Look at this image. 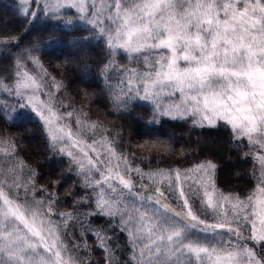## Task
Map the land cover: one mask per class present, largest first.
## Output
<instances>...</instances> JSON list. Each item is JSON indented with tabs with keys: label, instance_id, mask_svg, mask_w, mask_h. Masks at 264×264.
<instances>
[{
	"label": "snow or ice",
	"instance_id": "snow-or-ice-1",
	"mask_svg": "<svg viewBox=\"0 0 264 264\" xmlns=\"http://www.w3.org/2000/svg\"><path fill=\"white\" fill-rule=\"evenodd\" d=\"M17 3L26 20L37 17V0ZM39 7L57 14L62 8L75 10L90 26L91 34L83 40L108 49L101 77L109 72L125 77L119 92L108 88L116 92L112 101L117 109L133 98L152 101L153 122L167 116L190 119L201 129L223 124L238 141L258 149L262 179L256 192L244 199L216 188L211 161L184 171H145L123 151L117 152L100 125L82 123L72 111H57L51 92L44 93L46 101H34L45 84L16 58L14 67L22 70L11 73V94L25 101L20 107L31 104L38 109L49 128L51 148L70 158L81 183L95 193L85 218L96 217L109 227L115 223L128 233L136 264H264V0H57L54 7L44 0ZM66 23L71 25L72 18ZM8 43L0 40V45ZM118 54L134 66L118 63ZM28 57L37 62L31 51ZM162 97L178 102L166 105ZM70 120L77 125L75 132ZM3 144L0 264H84L64 240V233L76 227V218L55 210V191L36 184L37 173L17 159L10 139L0 140ZM58 183L53 178L52 189ZM68 195L77 201L75 193ZM170 197L178 198L177 207ZM78 223L95 230L102 246L107 245L106 229L99 224L93 229L84 220ZM105 264H113L112 259Z\"/></svg>",
	"mask_w": 264,
	"mask_h": 264
},
{
	"label": "trees",
	"instance_id": "trees-1",
	"mask_svg": "<svg viewBox=\"0 0 264 264\" xmlns=\"http://www.w3.org/2000/svg\"><path fill=\"white\" fill-rule=\"evenodd\" d=\"M43 1L37 0L38 7L34 9L37 17L26 20L17 11L20 7L17 0H0V40L9 42L0 45V80L3 81L0 140H11L17 159L26 169L37 173L38 186L55 191L58 197L55 210L71 213L76 218L73 221L76 227L64 233V240L84 264H105L108 258L113 264H136L133 259L136 250L128 233L121 232L115 223L109 227L106 221H98L96 217L85 218L84 213L91 210L95 193L81 183L70 158L51 148L49 132L37 113L29 105L20 107L25 102L11 94L10 89L15 87L11 73L22 70L14 67L16 58H21L26 70L44 82L43 97L47 100L44 93L51 92L57 111H72L82 123L100 125L103 136L117 145V152L123 151L134 166L145 171L176 168L184 171L211 161L215 165V185L219 191L241 199L256 192L260 184L258 149L238 141L223 124L201 129L190 119L167 116L153 122L155 105L139 98L128 100L126 107L117 109L112 96L125 88L120 83L125 77L112 72L101 77L100 67L108 59V49L101 43L83 40L90 36V26L79 19L80 14L75 10H62L59 14L42 11L39 5ZM68 17L73 20L71 25L66 23ZM29 51L36 63L29 61ZM116 61L134 66L124 55L118 54ZM109 85L116 92L110 93ZM70 122L77 129L75 121ZM100 134L96 133L97 139ZM86 135L90 138L91 133ZM0 148L7 150V144ZM22 175L27 179L26 172ZM53 178L59 179L54 189L51 187ZM69 191L76 194V202L69 198ZM36 195L39 197L42 193L37 191ZM169 199L176 205L178 198ZM79 220L92 224L93 229L98 224L106 229L107 245L102 246L95 230L89 232L81 228ZM104 247L111 251L106 252Z\"/></svg>",
	"mask_w": 264,
	"mask_h": 264
},
{
	"label": "rangeland",
	"instance_id": "rangeland-1",
	"mask_svg": "<svg viewBox=\"0 0 264 264\" xmlns=\"http://www.w3.org/2000/svg\"><path fill=\"white\" fill-rule=\"evenodd\" d=\"M39 1V0H38ZM49 2L53 5V7L56 5V2H57V0H49ZM43 3H44V1H43ZM62 10H68V8H62ZM61 10V11H62ZM50 12H53V13H56L55 11H52V10H49ZM87 24V23H86ZM80 73V72H79ZM43 90L42 91H38V92H36L35 93V97H34V101H40V100H45L44 99V97H43ZM27 95V94H26ZM143 100V99H142ZM46 101V100H45ZM145 101V100H144ZM173 101H176V102H178V100H177V98L176 97H172V98H167V97H162L161 98V103H163V104H170V103H172ZM25 102V101H24ZM146 102H148V103H150V104H152V105H155L152 101H146ZM36 113H37V110L38 109H34V107H33V105H29ZM42 122H43V124L45 125V123H44V121L42 120ZM62 123V122H61ZM69 123L71 124V127H72V129H73V131L75 132L77 129L72 125V123L69 121ZM45 127H46V129L48 130V132H49V128L45 125ZM49 135H50V132H49ZM85 138L86 139H88V136L85 134ZM256 157H257V155H256ZM258 161V160H257ZM258 165H259V161H258ZM258 171L260 172V169H259V167H258ZM262 179V177L260 176V180ZM193 180H195V176H193ZM214 181H215V172H214ZM180 183L181 184H183V179L180 181ZM216 186V185H215ZM184 187H185V190H187V185L186 184H184ZM216 188H217V186H216ZM218 189V188H217ZM219 190V189H218ZM221 192V191H220ZM224 194V193H223ZM189 195H191V194H189ZM176 205H174L173 207H177L178 206V200H177V203H175ZM194 207H195V204H194ZM244 234L245 235H248V231L247 230H245V232H244Z\"/></svg>",
	"mask_w": 264,
	"mask_h": 264
}]
</instances>
